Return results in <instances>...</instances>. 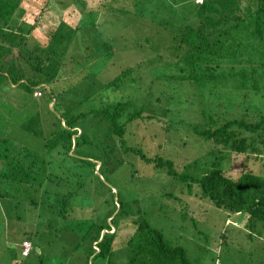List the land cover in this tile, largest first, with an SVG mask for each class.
<instances>
[{
  "label": "trees",
  "instance_id": "1",
  "mask_svg": "<svg viewBox=\"0 0 264 264\" xmlns=\"http://www.w3.org/2000/svg\"><path fill=\"white\" fill-rule=\"evenodd\" d=\"M89 1L91 4H97L102 0ZM129 1V4H132V1ZM187 1L193 7L191 12L175 7L176 11L184 13L182 17L166 23L162 21L163 27L155 26L156 34L162 30L167 31L170 40L157 54L160 67L156 68L153 61H148L147 64L152 67V72H149L151 77L146 73L148 79L143 80L140 75L137 76L139 72H134L133 67L127 68L123 64L125 56L129 54L126 49L120 50V47H116L114 51H110L111 44L115 41L111 44L109 41L115 40V37L98 40L99 34H103L97 27L108 36L126 28L123 26L113 32L107 31L105 24H123L131 13L122 10V6L111 9L109 5L112 0H108L106 5L98 4L95 10L97 13L84 11V0H49L48 3L47 0H0V91L18 87L27 93V96L37 97L39 103L46 93V104L53 99L52 108H49H56L60 113L54 116L50 129L48 128L39 141L45 147L55 148L57 153H60L59 159L54 157L51 161L48 160L50 164L54 162L60 165L63 159L61 156L75 153V147L83 142L96 145L102 143L107 154L102 161L97 157L89 160L76 159L73 155L72 161L76 163L75 168L79 173L81 170L83 173L87 172L97 164L98 171L103 170L106 174H111L124 165V158L120 157L119 152L123 155L138 154L144 163L154 162L158 170L166 165L165 173L174 182L170 187L161 183L159 190L152 194L156 208L163 209L160 198H164L169 201L172 212L176 208L178 211H184L186 204L175 194L173 188L176 187L177 192L184 189L186 193H190L191 188L196 187L194 193L199 198L214 209H221L229 215L242 213L246 216L243 226L260 234V230H264V175L255 173L246 164L249 160L262 158L260 153L264 155V116L250 122L243 117L226 119L210 128L214 120L211 119L206 103L211 96L205 93L212 94V87L216 82H222L236 92H243V96L246 89H249L248 98L255 101L250 108L255 110L257 105L259 106L258 99L264 96V0H199V3L194 0ZM121 2L127 0H120L119 3ZM165 2L153 0L152 8L150 3L145 1L143 6H147V9L141 12L134 9L133 11L140 15L146 12L152 15L159 13V17L165 18L168 12L164 6ZM51 3L55 5V9L50 8ZM137 3L132 4L133 8ZM74 4L80 12L70 9ZM171 6L175 5L168 6L171 10L169 12L177 14ZM62 10L63 17L59 14ZM38 13L46 16L49 22H36L33 16ZM123 14L128 16L122 17ZM154 21L155 19L152 22ZM91 32L95 34L93 37L90 36ZM74 42H77V45H73ZM101 45L110 49H101ZM70 48L80 51H74L71 61L83 58L81 63H84L89 58L94 61L101 59L103 66L110 59L108 66H111L115 74L109 77L100 76L85 67L87 70L84 69L85 75L79 79V85L84 82L85 77H91V81H86L77 89L70 85V90L75 92L73 96L79 100L72 103L68 99L61 110L57 98L65 100L66 97L59 88L60 80L56 79L57 65ZM106 70L107 66L100 72L104 73ZM154 83H160L164 87L160 90L167 92L164 101L160 95L155 97V101L163 102L167 117L171 121L169 124H172H167V128L172 132L177 133L174 125L185 124L184 118L179 116L182 111L186 115L187 110L195 106L194 102L189 100L190 107L184 109L187 99L183 97L185 92L181 90V84L187 83L191 86L192 92H189V95L198 91L199 108L195 106L193 114L199 111L200 118L206 116L209 121L203 129L200 127L201 123L190 124L188 120L186 125L190 131L210 141L211 149L202 152L199 158L195 157L185 163L181 171L172 167L170 159H161L158 156L149 159L140 149L139 143L125 142L126 124L153 117L144 116V111L153 109L149 107L152 98L149 92ZM46 84L49 85L45 87ZM36 90L39 92L38 96L33 94ZM152 111L157 112L158 109ZM52 124L55 127L52 128ZM87 126H90L89 130ZM232 126L234 128H231ZM4 136L0 137V180L12 186L14 195L10 196L15 205L19 204L17 198L27 196L29 202L26 206L30 209L35 204L31 195L36 191V180L45 177L52 182L54 178L58 180L59 175L54 172L45 176V160H41L37 155L34 157L27 148L14 145L18 140L13 136L9 142ZM256 138L259 139L258 144L263 146L260 149L255 143L256 140L252 141ZM71 143L73 150L70 149ZM237 155L244 156L245 161L226 169L224 160L227 156ZM127 164L131 169L130 163ZM109 168L111 169L108 170ZM131 170L133 172L135 169ZM80 176L78 174V177ZM108 176L110 175H106L104 179L107 188L102 200L106 206L104 219L92 220L85 227L81 222L69 227L73 234L78 233L72 250L79 253L84 249V264L90 261V264L93 261V264H196V257L188 259L186 256L185 241L180 240V235L174 239L176 244L171 243L162 229L152 224L150 217L154 208L137 198L121 196L115 187L108 185ZM73 191L60 196L59 205H50L52 213L61 209L56 214L53 213L55 216H63L65 209L76 212L72 203ZM4 194L2 191L0 198ZM181 213L180 216L185 215ZM177 239L180 242H177ZM26 240H29L31 245L34 244L29 237L22 238L12 254L11 261L14 264L21 263L25 258L19 252L20 243ZM258 264L264 263L258 261Z\"/></svg>",
  "mask_w": 264,
  "mask_h": 264
},
{
  "label": "rangeland",
  "instance_id": "2",
  "mask_svg": "<svg viewBox=\"0 0 264 264\" xmlns=\"http://www.w3.org/2000/svg\"><path fill=\"white\" fill-rule=\"evenodd\" d=\"M107 1L102 0L97 4H91L89 0H84V11L91 10L93 13H97L95 10L98 4H107ZM119 1L112 0V4L109 6L113 10L122 6V10L131 12L129 13V18H125L123 24H105V27L107 31L112 32L118 27L124 26L126 28L115 35L108 36L106 32L97 27L99 32L103 34H99V41L104 40V37L109 39H111V36L115 37V40L111 39L109 41L110 44L115 41L114 44H111V49L107 48L105 43L104 46L101 45L100 47L105 50L110 49V51H114L116 47H120V50L126 49L129 54L125 56L123 64L127 68L133 67L134 72H139L137 76L140 75L143 80L148 79L145 74L147 73L151 77L149 72H152V67L147 62L153 61L155 66H157L156 68L160 67L157 54L159 49L170 40L167 31L163 32L162 30L161 33L156 34L155 26L163 27L164 23L162 21L166 23L182 17L184 13L176 11L175 7L182 11L184 9L186 12H191L193 7L187 0H165L164 6L167 7L168 12L166 13L168 15L166 14V17L163 18L159 17L158 12H156L158 13L156 15H152L149 12L141 15L136 13L148 8L143 6L145 1H148L151 5L150 7L153 8V0H131L132 4L138 2L135 8H133L132 4H129V0L121 3ZM48 2L49 0H47ZM169 2L175 5L171 7H174L177 14L169 12L171 11L168 7L171 5ZM52 4L50 8L55 9V5ZM70 9L80 12L76 4L71 5ZM59 14L63 17V10ZM124 16L127 17L128 15L123 14L122 17ZM33 17L36 22L48 21L46 16L39 15V13ZM154 19L155 21L152 22ZM94 35V33H90V36L93 37ZM150 37L152 38L149 39ZM73 45H77V42H74ZM74 51L80 53L78 49L70 48V51L65 53L57 65L56 79L60 80L61 85L59 88L65 93L64 97H66L65 100L64 98L60 99L61 97L57 98V103H60L59 107L61 110L65 107L68 99L72 103L79 100V98L73 96L75 92L70 90V85L77 89V87L83 86L86 81H91L89 79L91 77H85L84 82L79 85L81 82L79 79L83 77V74L85 75V70L88 69L90 72L97 73L100 76L107 75L109 77L115 74L114 70L110 68L111 66H108L110 59L103 66L101 64L103 60L101 59L94 61V59L89 58L84 63H81L83 58L75 57L77 61L76 59L71 61L70 58L74 57L72 56L75 53ZM92 61H94V65ZM135 65L138 66L135 67ZM160 65H162V62H160ZM105 66H107V70L101 73L100 71ZM159 81L158 79L157 82ZM48 85L46 84L45 87ZM180 87L185 92L183 97L187 99L184 109L187 110L190 107L191 103H189V100L193 101L194 105L199 108L198 100H200V97L197 95L198 91L196 90L193 95H189L188 93L192 92L189 84H181ZM161 88L164 87L160 83H154L149 92L152 95L149 107L153 108L152 110L158 109V111H144V116L148 117L151 115L153 117L149 119L143 118L141 121L138 120L137 123L133 121L126 124L124 138L126 143H139L140 149L147 158L158 156L161 159H170L172 167L176 171H181L184 169L183 165L185 163L195 157L199 158L202 152L211 149L210 141L194 135L186 124L198 122L201 123L200 127L204 129L209 121L206 120V116L201 119L199 111L193 114L195 107L193 106L191 110H187L186 115L182 111L179 116L184 118L185 124L174 125L177 133L172 132L171 129L167 128V124H172H169L171 121L167 117L163 102L155 101V97L158 95L162 97L163 101L167 97V92H163L165 90H160ZM212 88V94L205 93V95L211 96L206 103L207 110L212 116L211 119L214 120L210 128L223 123L226 119L243 117L250 122L264 116V96L258 99L259 106L257 105L254 110L250 108L255 101L248 98L249 89H246V96H243V92H236L223 85L222 82H216ZM36 92L38 91L36 90ZM47 100V93L43 95L39 103L37 97L27 96V93L18 87L8 91H0V137L3 138L5 135L4 138L9 142L13 136L16 141L18 140L17 144L14 145L27 148L34 157L37 155L41 160H45V176L54 174V172L59 175V179L56 180L54 178L56 181L53 179L52 182H50L51 179H46L45 177L36 180V191L31 195L33 200H35L36 206H34L35 204H30L33 205L30 209L26 206L29 202L26 199L27 196L25 198H17L19 204L15 205L11 198L14 195V192L11 191L12 186L0 180V193L2 191L5 193L0 198V264H14L11 259L15 246L25 237H29L34 244L32 243V250L21 263L16 262L17 264H38V261H40V264H84L85 258L82 257L84 249L79 253L72 250L73 243L77 241L78 233L73 234L69 231V227H73L79 222L84 224L85 227L92 220L101 221L104 219L106 206H104L102 200L104 191L107 188L104 180L106 175H110L107 179L109 180L108 185L115 187L121 196L137 198L139 201L142 200L145 205L153 207L154 210L150 217L152 224L154 223L158 228L162 229L171 243L174 242L176 244L174 239L180 235V240L185 241L186 256L188 259L196 257L198 259L195 262L196 264H258V261H263L264 263V230L262 229L260 234H256L244 227L246 216L242 215V213L229 215L225 211H221V209H214L209 203H206L194 193L196 187H192L190 193H186L184 189L177 192L175 190L176 187L173 188L175 194L186 204L184 211L181 209L178 211L176 208L172 212L171 205L168 204L169 201H165L164 198H160V203L164 205L163 209L156 208V201L152 194L159 190L161 183L168 187L174 183L172 178L165 173L166 165H164L163 169L158 170L154 162L151 161V163L146 164L140 159L138 154L127 153L123 155L119 152L120 157L124 158V165L117 171L106 174L103 170L98 171L96 164L89 171L83 173L81 170L79 173L75 168L77 166L76 163L72 161L74 156L76 159L85 160L97 157L102 161L107 154L106 148L102 146V143L96 145V143L89 144L84 142L78 144L74 150L71 143L70 149L73 152L75 151V153H67L66 156H61L63 159L60 165L54 162H51V165L49 161L54 157L59 159L60 153H57L55 148L49 149L45 147L39 141L47 132L51 122L54 121V116L60 111L56 108L50 109L49 107L52 108L53 99L46 104ZM32 102H37L38 104L32 105ZM190 114L193 115L189 116ZM51 127L53 128L55 125L52 124ZM87 128L89 130L90 126H87ZM231 128H234V126ZM254 140H256L255 143H257L256 145H258L259 149L263 147L262 144H258L260 143L259 139L256 138L252 141ZM248 141L251 142L250 140ZM18 151H20L19 147ZM116 155H118L117 151ZM260 156L262 158L253 161L249 160L246 165L255 173L264 175V155L260 153ZM240 161H245L244 156H227L224 160L225 168H233L235 163H240ZM127 163H130L131 169H135L133 172L129 169ZM78 174L82 177H78ZM111 188L110 190H112ZM71 191H73L72 203L76 212H70L65 209L63 216H55L54 214L61 209H54L55 212L53 214L50 211V205L54 207L55 204L59 205V197ZM181 212L185 215L180 216ZM105 219L107 218L105 217ZM191 223L195 225L192 226ZM199 229L201 232H199ZM180 240L177 239V242H180ZM200 247L202 250H200ZM199 254H202V256H199Z\"/></svg>",
  "mask_w": 264,
  "mask_h": 264
},
{
  "label": "built area",
  "instance_id": "3",
  "mask_svg": "<svg viewBox=\"0 0 264 264\" xmlns=\"http://www.w3.org/2000/svg\"><path fill=\"white\" fill-rule=\"evenodd\" d=\"M194 2L199 3V0H194ZM33 94L35 96H38L39 92L35 91V92H33ZM20 249H21V251L19 252L20 255L23 257H26V255L32 250V245H31L30 241L29 240L22 241L20 243Z\"/></svg>",
  "mask_w": 264,
  "mask_h": 264
}]
</instances>
